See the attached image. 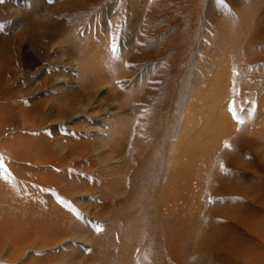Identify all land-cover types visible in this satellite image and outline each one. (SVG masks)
I'll return each instance as SVG.
<instances>
[{"label":"rangeland","instance_id":"1","mask_svg":"<svg viewBox=\"0 0 264 264\" xmlns=\"http://www.w3.org/2000/svg\"><path fill=\"white\" fill-rule=\"evenodd\" d=\"M37 1L0 0V264H264V0Z\"/></svg>","mask_w":264,"mask_h":264},{"label":"bare ground","instance_id":"2","mask_svg":"<svg viewBox=\"0 0 264 264\" xmlns=\"http://www.w3.org/2000/svg\"><path fill=\"white\" fill-rule=\"evenodd\" d=\"M39 1V0H38ZM37 1V2H38ZM41 2H42V0H40ZM40 2V3H41ZM39 8V7H38ZM41 8V7H40ZM39 8V9H40ZM33 27H34V25H33ZM32 27V28H33ZM0 231H1V203H0ZM6 244L3 242V240L0 238V257L2 256L1 255V252H2V250H3V248H4V246H5ZM14 258H15V255H14V253H12V255L11 256H9V260H14Z\"/></svg>","mask_w":264,"mask_h":264},{"label":"snow or ice","instance_id":"3","mask_svg":"<svg viewBox=\"0 0 264 264\" xmlns=\"http://www.w3.org/2000/svg\"><path fill=\"white\" fill-rule=\"evenodd\" d=\"M233 118H234V119H238V118L236 117L235 112H233ZM238 122L242 123V121H239V120H238ZM2 167H3V164H2V158H0V168H2Z\"/></svg>","mask_w":264,"mask_h":264}]
</instances>
